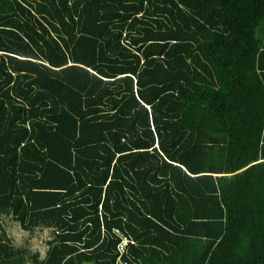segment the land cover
<instances>
[{
    "label": "trees",
    "instance_id": "1",
    "mask_svg": "<svg viewBox=\"0 0 264 264\" xmlns=\"http://www.w3.org/2000/svg\"><path fill=\"white\" fill-rule=\"evenodd\" d=\"M114 227L129 264H264V0H0V264H115Z\"/></svg>",
    "mask_w": 264,
    "mask_h": 264
},
{
    "label": "rangeland",
    "instance_id": "2",
    "mask_svg": "<svg viewBox=\"0 0 264 264\" xmlns=\"http://www.w3.org/2000/svg\"><path fill=\"white\" fill-rule=\"evenodd\" d=\"M1 222L15 246L24 247L31 251L42 250L43 253L47 249L45 241L50 237L51 231H43L42 229L26 231L20 227L18 222L12 219L11 215L7 214L1 216Z\"/></svg>",
    "mask_w": 264,
    "mask_h": 264
},
{
    "label": "built area",
    "instance_id": "3",
    "mask_svg": "<svg viewBox=\"0 0 264 264\" xmlns=\"http://www.w3.org/2000/svg\"><path fill=\"white\" fill-rule=\"evenodd\" d=\"M112 232L116 237L119 238V241L116 245L117 258L115 264H129L125 256L129 250V245L134 244L135 241L127 234L123 233L119 228H114Z\"/></svg>",
    "mask_w": 264,
    "mask_h": 264
},
{
    "label": "crops",
    "instance_id": "4",
    "mask_svg": "<svg viewBox=\"0 0 264 264\" xmlns=\"http://www.w3.org/2000/svg\"><path fill=\"white\" fill-rule=\"evenodd\" d=\"M19 225H20V224H19ZM114 228H116V227H114ZM114 228H113V229H114ZM36 229L39 230L40 228H36ZM36 229H35V230H36ZM40 230H41V229H40ZM42 230H43V231H45V230H49V231H51V234H49L50 237H48V239H46V241H45L46 246H47V249L45 250V252L43 253L42 250H40V251H39V250H35V251H38V252L40 253V257H39L40 259H43V258L46 256V253H47V251H48V249H49V243H48V241L51 239V237H52V231H53L52 228H45V229H42ZM6 232H7V230H6ZM7 235H8V232H7ZM8 237H9V235H8ZM9 239H10V237H9ZM10 240H11V239H10ZM11 244H12L13 246H15L14 243L12 242V240H11ZM15 247H16V248H19V249H24V250H25L24 247H17V246H15ZM28 251H31V250H27V251L25 250V252H24L26 256L29 255ZM35 251H31V252H35ZM42 253H43V254H42ZM24 264H31V263H30V261L26 260ZM89 264H91V263L89 262Z\"/></svg>",
    "mask_w": 264,
    "mask_h": 264
},
{
    "label": "bare ground",
    "instance_id": "5",
    "mask_svg": "<svg viewBox=\"0 0 264 264\" xmlns=\"http://www.w3.org/2000/svg\"><path fill=\"white\" fill-rule=\"evenodd\" d=\"M51 69V68H50ZM54 70V69H53ZM103 88V87H102ZM93 89V88H92ZM95 97V96H94ZM94 99V98H93ZM83 109V108H82ZM129 120V119H128ZM131 120V119H130ZM13 127V126H12ZM19 128V127H18ZM28 221V220H27Z\"/></svg>",
    "mask_w": 264,
    "mask_h": 264
},
{
    "label": "water",
    "instance_id": "6",
    "mask_svg": "<svg viewBox=\"0 0 264 264\" xmlns=\"http://www.w3.org/2000/svg\"><path fill=\"white\" fill-rule=\"evenodd\" d=\"M83 264H89L88 262H83Z\"/></svg>",
    "mask_w": 264,
    "mask_h": 264
}]
</instances>
